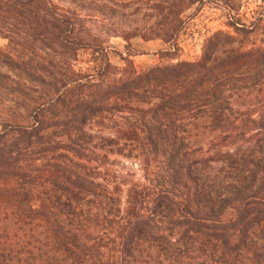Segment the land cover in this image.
I'll use <instances>...</instances> for the list:
<instances>
[{
	"label": "trees",
	"instance_id": "obj_1",
	"mask_svg": "<svg viewBox=\"0 0 264 264\" xmlns=\"http://www.w3.org/2000/svg\"><path fill=\"white\" fill-rule=\"evenodd\" d=\"M240 1L0 0V264H264V44ZM201 6L226 22L195 59L134 65L132 39L174 51Z\"/></svg>",
	"mask_w": 264,
	"mask_h": 264
},
{
	"label": "rangeland",
	"instance_id": "obj_2",
	"mask_svg": "<svg viewBox=\"0 0 264 264\" xmlns=\"http://www.w3.org/2000/svg\"><path fill=\"white\" fill-rule=\"evenodd\" d=\"M236 16L243 22L250 23L253 21L256 25L247 41L254 44H264L263 3L260 0H241ZM186 18V23L178 35L177 47L174 51L169 50V45L163 44L159 40L132 39L134 65L137 68H142L148 65L195 59L200 53L204 37L217 29H225V16L221 10L216 8L201 6L194 11L191 9ZM260 18L262 19L260 20ZM5 43V39L0 36V47H4ZM109 45L122 50L123 41L113 39ZM89 60H91V56L82 52L78 56L77 64L85 66ZM109 60L113 64H120L118 58L112 53L109 54Z\"/></svg>",
	"mask_w": 264,
	"mask_h": 264
}]
</instances>
